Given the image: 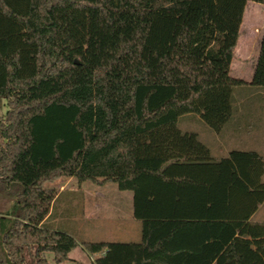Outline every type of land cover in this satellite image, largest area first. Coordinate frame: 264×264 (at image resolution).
<instances>
[{
    "label": "trees",
    "instance_id": "obj_1",
    "mask_svg": "<svg viewBox=\"0 0 264 264\" xmlns=\"http://www.w3.org/2000/svg\"><path fill=\"white\" fill-rule=\"evenodd\" d=\"M247 1L0 0V264L69 258L44 223L61 177L132 192L140 239L84 242L91 264H264V155L177 126L220 132L235 89H264V35L251 81L230 74Z\"/></svg>",
    "mask_w": 264,
    "mask_h": 264
},
{
    "label": "rangeland",
    "instance_id": "obj_2",
    "mask_svg": "<svg viewBox=\"0 0 264 264\" xmlns=\"http://www.w3.org/2000/svg\"><path fill=\"white\" fill-rule=\"evenodd\" d=\"M264 35V4L248 0L245 5L241 35L234 49L230 74L250 82L257 59L261 36ZM246 92V94H245ZM248 92V93H247ZM264 89L251 93L237 88L232 99L233 123L220 132L211 129L198 114L182 115L178 128L197 134L213 157L225 156L231 149H248L264 155ZM7 110L0 95V116ZM56 191L51 210L54 225L71 234L77 245L69 258L57 263L53 253L45 252L48 264H91L93 255L83 248L84 242H127L140 239V221L132 215V192L119 190L113 182L97 185L78 182L74 177H61L46 184ZM97 190V192H94ZM12 201L13 199H8ZM8 201L0 204V214L10 210ZM252 221H264V202L251 216Z\"/></svg>",
    "mask_w": 264,
    "mask_h": 264
},
{
    "label": "crops",
    "instance_id": "obj_3",
    "mask_svg": "<svg viewBox=\"0 0 264 264\" xmlns=\"http://www.w3.org/2000/svg\"><path fill=\"white\" fill-rule=\"evenodd\" d=\"M94 192H97V190H94ZM56 196H57V195H56ZM8 199H11V200H12V198L6 197V196H4V195H2V194L0 193V204L3 202V200H6V201H8L9 203H11V204H10V207H11V205H12V201H10V200H8ZM0 216H3V214H0ZM55 220H56V217H53V212H52V210H50V213L48 214V216H47L46 219L44 220V223H45L46 225L52 227V228H58V227H56V225H54Z\"/></svg>",
    "mask_w": 264,
    "mask_h": 264
}]
</instances>
